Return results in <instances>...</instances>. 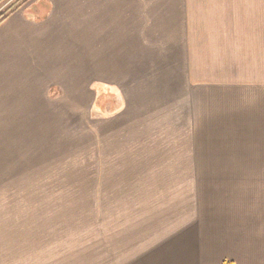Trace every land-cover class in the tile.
<instances>
[{"label": "crops", "instance_id": "obj_1", "mask_svg": "<svg viewBox=\"0 0 264 264\" xmlns=\"http://www.w3.org/2000/svg\"><path fill=\"white\" fill-rule=\"evenodd\" d=\"M240 4L220 85L213 72L195 87L209 96V112L195 104L184 164L165 170L178 175L162 196L176 206L171 222L149 247L123 255L126 264H264V4ZM201 12L202 0H29L0 25V141H39L55 103L77 108L89 77L135 84L149 30L185 36L187 15ZM9 223L0 216V264H55Z\"/></svg>", "mask_w": 264, "mask_h": 264}, {"label": "rangeland", "instance_id": "obj_2", "mask_svg": "<svg viewBox=\"0 0 264 264\" xmlns=\"http://www.w3.org/2000/svg\"><path fill=\"white\" fill-rule=\"evenodd\" d=\"M18 1H4L0 14ZM240 1L202 0V12L187 15L185 36L149 30V56L136 63L135 84L89 77L77 108L55 103L39 141H0V216L9 229L25 228L55 264H126L123 255L161 236L176 210L162 196L178 175L165 170L184 164L195 104H206L199 115L209 112V96L195 87L213 72L220 85Z\"/></svg>", "mask_w": 264, "mask_h": 264}, {"label": "trees", "instance_id": "obj_3", "mask_svg": "<svg viewBox=\"0 0 264 264\" xmlns=\"http://www.w3.org/2000/svg\"><path fill=\"white\" fill-rule=\"evenodd\" d=\"M6 0H0V5ZM29 0H19L14 5H12L9 9H7L5 12L0 14V25L5 22L9 16L19 7H21L23 4H25ZM222 264H234L231 260H224Z\"/></svg>", "mask_w": 264, "mask_h": 264}]
</instances>
